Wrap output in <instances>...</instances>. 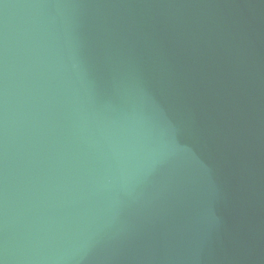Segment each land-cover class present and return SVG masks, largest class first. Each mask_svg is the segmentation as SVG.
<instances>
[{"label": "water", "instance_id": "water-1", "mask_svg": "<svg viewBox=\"0 0 264 264\" xmlns=\"http://www.w3.org/2000/svg\"><path fill=\"white\" fill-rule=\"evenodd\" d=\"M0 264H264V0H0Z\"/></svg>", "mask_w": 264, "mask_h": 264}]
</instances>
